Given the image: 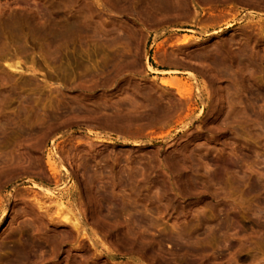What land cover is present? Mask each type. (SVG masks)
Returning a JSON list of instances; mask_svg holds the SVG:
<instances>
[{
    "label": "rangeland",
    "instance_id": "obj_1",
    "mask_svg": "<svg viewBox=\"0 0 264 264\" xmlns=\"http://www.w3.org/2000/svg\"><path fill=\"white\" fill-rule=\"evenodd\" d=\"M185 1L94 9L69 52L32 30L62 3L0 0V264H264V0Z\"/></svg>",
    "mask_w": 264,
    "mask_h": 264
},
{
    "label": "bare ground",
    "instance_id": "obj_2",
    "mask_svg": "<svg viewBox=\"0 0 264 264\" xmlns=\"http://www.w3.org/2000/svg\"><path fill=\"white\" fill-rule=\"evenodd\" d=\"M58 2L57 3H59V4H61L62 3V5H61V7H60V9L58 8L57 9V11L59 10V14H60V19H59V21L57 22L58 24L57 25H55V26H52V23H51V25L49 24H47L46 23V20H45V23H44V21H43V19L40 21V22H37V23H35L34 25L32 24V26H33V32L34 31H36V33H37V35H39V37L41 38V37H43V38H45V42H48L49 43V41H50V43L52 44V46L55 44V45H57L58 47H56L57 49L56 50H58L59 48L60 49H62V51H64V49H66L67 51H69L67 48H68V46H70L69 44L72 42V40H74V39H72L73 38V36H75L76 34H78V33H81V32H85V31H88L89 30V27L90 26H94V24H93V21H91V20H93V18L95 19L96 17H95V10L94 9H97L98 11H100V12H111L113 9H115V8H117L118 6H126L127 8L128 7H132V9L134 8L135 9V7H139V6H141L142 7V13L145 15V16H147L148 17V19L149 18H151V19H155V16H157V15H159L160 17L161 16H164V17H166V16H170L171 14H174L173 12H178V10L179 11H182V13H183V11H186L187 9H185V7H187L186 5H185V0H57ZM83 4V5H82ZM79 5H81L83 8L82 9H79V10H77L78 9V6ZM51 6H53V5H51ZM54 8H56V7H54ZM124 8V7H123ZM53 9V8H52ZM51 9V10H52ZM120 9V8H119ZM133 9V10H134ZM133 10H131V11H133ZM56 10H54V12H55ZM135 11V10H134ZM44 12V11H43ZM46 12V11H45ZM53 12V13H54ZM100 12H98V14L100 13ZM115 12V11H114ZM139 12V11H138ZM52 13V14H53ZM113 13V12H112ZM44 14V13H43ZM55 14V13H54ZM57 14V13H56ZM102 14V13H101ZM136 14V13H135ZM141 14V13H140ZM185 14V13H184ZM32 15V14H31ZM189 15V14H188ZM49 16V15H48ZM51 16V15H50ZM49 16V17H50ZM101 16V15H100ZM33 17V16H32ZM39 17V16H38ZM42 17V16H41ZM103 16H101V18H102ZM139 17V16H138ZM27 18H29V17H27ZM26 18V19H27ZM51 18V17H50ZM49 18V19H50ZM100 18V17H99ZM99 18L97 19V20H99ZM100 18V19H101ZM142 18V17H141ZM39 19V18H38ZM48 19V18H47ZM158 19V18H157ZM21 20V19H20ZM31 20V19H30ZM40 20V19H39ZM52 20V19H51ZM50 20V21H51ZM53 20H54V18H53ZM97 20L95 19L94 21H96V23H101L100 21H98L97 22ZM146 20V19H145ZM29 21V20H28ZM33 21V20H32ZM42 21H43V23H42ZM138 21H140V19H138ZM154 20H152V22H153ZM157 21H159V20H157ZM48 22V21H47ZM52 22H54L55 23V21H52ZM149 22V21H148ZM155 22H156V19H155ZM53 23V24H54ZM95 23V24H96ZM106 23V22H105ZM14 24V23H13ZM13 24H11L12 26H13ZM56 24V23H55ZM107 24V23H106ZM105 24V25H106ZM98 25H100V24H98ZM98 25H96L94 28L96 29V27L98 26ZM108 25V24H107ZM258 25V24H257ZM31 26V27H32ZM52 26V27H51ZM101 26H103V25H101ZM112 26V25H111ZM117 26V25H116ZM119 26V25H118ZM15 27H17V26H15ZM107 27V26H106ZM20 28V27H19ZM91 28H93V27H90V29ZM101 28V27H100ZM114 28L115 27H113V29L110 27V30L112 29V31H114ZM260 28V27H259ZM259 28H257L256 30H258ZM98 29H99V27H98ZM103 29H104V27H103ZM129 29V28H128ZM131 29H133V27H131ZM262 28H260L259 30H261ZM3 30V29H2ZM97 30V29H96ZM95 30V31H96ZM107 30H109L108 28H107ZM116 30V29H115ZM142 30V29H141ZM254 30V29H253ZM93 31H94V29H93ZM95 31H94V33H95ZM100 31V30H99ZM102 31V30H101ZM124 31V30H123ZM129 31V30H128ZM97 32V31H96ZM103 32H105V31H102V34H103ZM111 32V31H110ZM257 32V31H256ZM99 33V32H98ZM106 33V32H105ZM108 33V32H107ZM113 33V32H112ZM111 33V34H112ZM117 33V32H116ZM116 33H115V35H113V36H116ZM119 33H121V31L119 32ZM124 33V32H123ZM110 34V35H111ZM125 34V33H124ZM140 34H142V33H140ZM139 34V35H140ZM73 35V36H72ZM119 35V34H118ZM126 35L127 36H129L127 33H126ZM252 35V34H251ZM255 35V34H254ZM119 36H121V35H119ZM124 36V35H123ZM250 36V35H249ZM253 36V35H252ZM258 36V35H257ZM76 37V36H75ZM46 38H48L49 40H46ZM42 39V38H41ZM44 41V40H43ZM75 41V40H74ZM73 41V42H74ZM183 43H185V42H187V39H183V41H182ZM48 43H47V46H48ZM49 43V44H50ZM54 43V44H53ZM73 44V43H72ZM72 44H71V46H72ZM50 46V45H49ZM48 46V47H49ZM54 47V46H53ZM74 47V46H73ZM218 47V46H217ZM220 48H221V46H220ZM60 49L58 50V51H60ZM212 49H213V45H212ZM217 49V48H216ZM65 50V51H66ZM209 50V49H208ZM219 50V49H218ZM61 51V52H62ZM205 51H207V50H205ZM204 51V52H205ZM210 51V50H209ZM208 51V52H209ZM60 52V53H61ZM70 52V51H69ZM222 52H224L223 50H222ZM228 52V51H227ZM65 52H63L62 54H64ZM68 53V52H67ZM229 53V52H228ZM198 54V53H197ZM194 55H195V53H194ZM213 55V54H212ZM215 55V54H214ZM213 55V56H214ZM220 55V54H219ZM231 55H232V53H231ZM60 56V55H59ZM67 57H68V55H66ZM197 57H201V53L200 54H198V55H196ZM195 56V57H196ZM223 56V55H222ZM225 56V55H224ZM63 57V56H62ZM134 58V57H133ZM214 58V57H213ZM223 58V57H222ZM121 59V58H120ZM119 59V60H120ZM130 59V58H129ZM128 59V60H129ZM132 59V58H131ZM156 59V58H155ZM205 59H206V57H205ZM217 59V58H216ZM135 60V59H134ZM209 60V59H208ZM213 60V59H212ZM234 60V59H233ZM228 61H229V59H228ZM132 62H133V60H132ZM203 62V61H202ZM205 62V61H204ZM235 63V62H234ZM19 63H16V64H14V65H10L9 66V68L10 69H12V70H15V71H19V69H20V67H19V65H18ZM135 64H137V62H135ZM217 64V63H216ZM236 64V63H235ZM213 65V64H212ZM233 65V64H232ZM237 65V64H236ZM209 67H210V65H209ZM232 67V66H231ZM215 68V67H214ZM221 68V67H220ZM216 69V68H215ZM219 69V68H218ZM96 74V73H95ZM95 74H94V76H95ZM93 76V75H92ZM83 82V81H82ZM85 83V82H84ZM164 85V84H163ZM167 87L169 86V87H172L173 85L172 84H170V83H166L165 84ZM138 88V87H137ZM83 89V88H82ZM140 89V88H139ZM135 90H137V89H135ZM146 91V90H145ZM59 92V91H58ZM122 92V91H121ZM135 92V91H134ZM149 92V91H148ZM61 93V92H60ZM117 93V92H116ZM145 92L143 91V93L142 94H144ZM119 95H121L120 93H118ZM137 94V93H136ZM142 94H141V97H142ZM149 94H150V92H149ZM138 95H139V93H138ZM62 96V95H61ZM117 96V95H116ZM126 96H128V95H126ZM144 96V95H143ZM222 96V95H221ZM112 97H114V96H112ZM124 97V96H123ZM123 97H121L122 99H124ZM65 98V97H64ZM64 98H63V100H64ZM109 98L110 97H108V99H107V101L109 100ZM118 98V97H117ZM121 98H120V100H121ZM148 99H147V101H149L150 99H149V97H147ZM219 98V97H218ZM127 99H129V98H127ZM127 99L125 98V100L127 101ZM62 100V101H63ZM111 100V99H110ZM117 100V99H116ZM119 100V101H120ZM146 100V99H145ZM155 100V99H154ZM154 100L152 101V103H154ZM76 101V100H75ZM105 101V100H104ZM118 101V100H117ZM118 101V102H119ZM123 101V100H122ZM121 101V102H122ZM130 101H131V99H130ZM138 101V100H137ZM151 101V100H150ZM149 101V102H150ZM89 103H90V101H88ZM99 102V101H98ZM128 102V101H127ZM93 103V102H92ZM97 103V102H96ZM95 103V104H96ZM110 104H111V101L109 102ZM156 103V102H155ZM154 103V105H152L151 103H149V104H151V106H154L153 108H151V109H149V111L150 112H153V113H159L160 112V110H161V108H160V106L159 105H156ZM232 103V102H231ZM81 104V103H80ZM109 104V105H110ZM113 104V103H112ZM127 105V103H121V104H119V106H118V108H116L115 110L117 111L116 112V120L114 119H112L114 122L115 121H117V125H119V122H121V123H124V122H122L123 120H125V119H131L133 116H134V114H136V112H137V110H138V108L137 107H132V105L130 106V104L128 103V106H126ZM146 104H148V103H146ZM234 104V103H233ZM72 105V104H71ZM98 105V104H97ZM104 105V104H103ZM105 105H107V104H105ZM104 105V106H105ZM139 105V104H138ZM137 105V106H138ZM83 106H84V104H83ZM82 106V104H81V107H83ZM108 106V105H107ZM114 106V105H113ZM230 106H232V105H230ZM237 106V105H236ZM60 107V106H59ZM72 107V106H71ZM78 107V106H77ZM85 107H88V106H85ZM110 107L112 108V106L110 105ZM73 109L75 108V107H72ZM105 108V107H104ZM107 108V107H106ZM110 108V109H111ZM218 108V107H217ZM71 109V108H70ZM89 110H90V108H88ZM114 108H112V110H113ZM229 109V108H228ZM77 110H78V108H77ZM76 110V111H77ZM86 110V109H85ZM84 110V111H85ZM100 110H102V109H100ZM107 110V109H106ZM220 110V109H219ZM233 110V109H232ZM72 111V110H71ZM74 111V113H75V110H73ZM92 111V110H91ZM98 111V110H97ZM124 111H127V113L125 112V114H124ZM221 111V110H220ZM231 111V110H230ZM236 111V110H235ZM235 111L233 112V113H235ZM70 112V111H69ZM80 112V111H79ZM96 112V111H95ZM94 112V113H95ZM114 112V111H113ZM128 112H130V114H128ZM139 113H140V110L138 111ZM71 113V112H70ZM73 113V112H72ZM81 113V112H80ZM85 113H86V111H85ZM100 114H101V112H99ZM103 113V112H102ZM146 113V112H145ZM227 113H228V111H227ZM240 113V112H239ZM148 114V113H147ZM232 114V113H231ZM86 115H88V114H86ZM133 115V116H132ZM222 115V114H221ZM233 115H235V114H233ZM135 116H137V114L135 115ZM230 116H232V115H230ZM237 116V115H236ZM90 116H88V118H89ZM95 117H96V115H95ZM145 117H147V115L145 116ZM148 117H149V115H148ZM221 117H223V116H221ZM235 117V116H234ZM80 118V117H79ZM86 118V117H85ZM134 118H136V117H134ZM229 118V117H228ZM230 118H232V117H230ZM82 119H84V118H82ZM89 119H92V117L91 118H89ZM96 119V118H95ZM106 119V118H105ZM220 119V118H219ZM223 119H225V118H223ZM235 119H236V117H235ZM86 120H87V118H86ZM94 120V119H93ZM103 120V119H102ZM234 122H235V120H234V118L232 119ZM232 120H228V121H232ZM238 120V119H237ZM95 121V120H94ZM109 121V120H108ZM107 121V122H108ZM113 121H112V123H113ZM132 121V123H133V121H134V119H132L131 120ZM221 121V120H220ZM89 122H90V120H89ZM102 122H105V121H102ZM106 122V123H107ZM129 122H130V120H129ZM128 122V123H129ZM222 122V121H221ZM114 123V124H115ZM120 123V124H121ZM125 123H127V122H125ZM223 123H226V121L225 122H223ZM222 123V124H223ZM228 123V122H227ZM226 123V124H227ZM231 123V122H230ZM104 124V123H103ZM232 124V123H231ZM105 125V124H104ZM106 125H108V123L106 124ZM105 125V126H106ZM123 125V124H122ZM125 125V124H124ZM123 125V126H124ZM229 126H230V124H228ZM109 126V125H108ZM117 127V126H116ZM120 127V126H119ZM124 127H126V126H124ZM105 128V127H104ZM106 129H107V127H106ZM110 129V128H109ZM125 129V128H124ZM115 130V129H114ZM120 132V131H119ZM123 132H125V131H123ZM121 133V132H120ZM189 149V148H188ZM191 150V149H190ZM192 151V150H191ZM184 154V153H183ZM182 154V155H183ZM188 156V155H187ZM168 157V156H167ZM170 157V156H169ZM183 157V156H182ZM165 158V157H164ZM189 158V157H188ZM170 159V158H169ZM184 159V158H183ZM76 161V160H75ZM187 161V160H186ZM168 162V161H167ZM185 162V161H184ZM88 163V162H87ZM86 164V163H85ZM163 164H165V163H163ZM171 164V163H170ZM89 165V164H88ZM167 165V164H166ZM166 165H165V167H166ZM174 165H175V163H174ZM173 165V163H172V166H174ZM179 165H181L180 163H179ZM185 165V164H184ZM183 164H182V166L183 167H185ZM80 166V165H79ZM172 166H170V167H172ZM177 166V165H176ZM175 166V167H176ZM84 167V166H83ZM82 167V168H83ZM178 167H180V166H178ZM80 168V167H79ZM188 168V167H187ZM187 168H183V169H187ZM53 169V168H52ZM85 169V168H84ZM172 169V168H171ZM178 170L180 169V168H177ZM54 170V169H53ZM52 170V171H53ZM85 170H87V169H85ZM188 170V169H187ZM82 171H84L83 169H82ZM81 171V172H82ZM119 171V170H118ZM120 171H121V169H120ZM86 172V171H85ZM89 172V171H88ZM123 172V171H122ZM169 172H170V170H169ZM180 172H181V170H180ZM185 172V171H184ZM83 173V172H82ZM94 173H96V172H94ZM94 173H93V175H94ZM119 173V172H118ZM121 173V172H120ZM119 173V174H120ZM132 173H137V172H132ZM131 173V174H132ZM171 173V172H170ZM85 174H87V172L85 173ZM97 174V173H96ZM138 174V173H137ZM140 174V173H139ZM172 174V173H171ZM179 174V173H178ZM82 175V174H81ZM92 175V176H93ZM128 175H130V174H128ZM133 175V174H132ZM131 175V176H132ZM176 175V174H175ZM87 176V175H86ZM96 176V175H95ZM134 176V175H133ZM173 176H174V174H173ZM84 177H85V175H84ZM135 177H137V176H135ZM143 176L141 175V178H142ZM87 178H90V177H88L87 176ZM128 178H131L130 176H128ZM138 178V177H137ZM173 178V177H172ZM181 178V177H180ZM184 178V177H183ZM94 180H95V178H93ZM92 179V180H93ZM132 179H133V177H132ZM136 179V178H135ZM174 179V178H173ZM182 179V178H181ZM83 180V179H82ZM84 180H86V179H84ZM84 180H83V182L82 183H84ZM88 180H90L91 181V179H88ZM134 180V179H133ZM139 180V179H138ZM137 180V181H138ZM171 180V179H170ZM174 180H176V179H174ZM187 180V179H186ZM129 181H131V180H129ZM134 181H136V180H134ZM143 181V180H142ZM158 181V180H157ZM86 182L88 183V181L86 180ZM94 182V181H93ZM133 182V181H132ZM152 182V181H151ZM154 182V181H153ZM177 182V181H176ZM184 182H186V181H184ZM90 183V182H89ZM95 183V182H94ZM134 183V182H133ZM156 183V182H155ZM160 183V182H159ZM162 183V182H161ZM174 183V182H173ZM188 183V182H187ZM191 183V182H190ZM96 184V183H95ZM125 184V183H124ZM132 184V183H131ZM142 184V183H141ZM186 184V183H185ZM89 185H91V183L89 184ZM160 185V184H159ZM162 185V184H161ZM176 185H177V183H176ZM194 185V184H193ZM93 186H94V184H93ZM130 186V185H129ZM135 186V185H134ZM150 186V185H149ZM152 186V185H151ZM187 186H188V184H187ZM92 187V186H91ZM91 187L89 186V188L91 189ZM139 187V186H138ZM143 187V186H142ZM142 187H139L138 188V190L141 188L142 189ZM154 188H155V186H153ZM160 187V186H159ZM158 187V189H160ZM163 187H164V185H163ZM134 188V187H133ZM150 188V187H149ZM177 188V187H176ZM178 188H179V186H178ZM136 189V188H135ZM144 189V188H143ZM175 189V188H174ZM101 190V189H100ZM179 190H180V188H179ZM84 193H85V191H83ZM137 192V191H136ZM183 192V191H182ZM90 193V192H89ZM107 194V193H106ZM85 196V195H84ZM92 197H94V196H91V198ZM47 198V197H46ZM88 198H90V197H88ZM46 200V199H45ZM90 200V199H89ZM43 201V200H42ZM49 202V203H55L56 201H54L53 199H51V198H47V200H46V202ZM88 201V200H87ZM89 203V202H88ZM46 203H39V207H40V209H42V210H44L45 208H46V206H45V208L43 207V205H45ZM63 204L62 203H58V204H55V209H58V208H60L61 206H62ZM123 206V205H122ZM54 209V208H53ZM41 210V211H42ZM52 210L50 209V208H47V209H45V213L47 214L46 216H48V218L49 217H51L50 216V212H51ZM60 211V210H59ZM58 212V211H57ZM52 213V212H51ZM54 214V213H53ZM59 214V213H58ZM52 215V214H51ZM57 216V215H56ZM50 219V218H49ZM51 220V219H50ZM140 226V225H139ZM142 237V236H141ZM161 239V238H160ZM159 241V240H158ZM163 241V240H162ZM169 241V240H168ZM151 242V241H150ZM165 242H167V241H165ZM157 243V242H156ZM160 243H162V242H160ZM162 245V244H161ZM156 246H157V244H156ZM163 246V245H162ZM175 246V245H174ZM177 246V245H176ZM179 247V246H178ZM181 247V246H180ZM176 248V247H175ZM176 250L177 251H179L180 249L179 248H176ZM182 253V252H181ZM185 253H187L188 254V252H185ZM190 253V252H189ZM19 257H21V256H19ZM17 261H15V263H16ZM14 263V264H15ZM19 263V262H18ZM17 264V263H16Z\"/></svg>",
    "mask_w": 264,
    "mask_h": 264
}]
</instances>
